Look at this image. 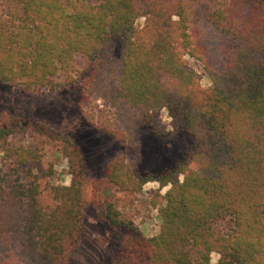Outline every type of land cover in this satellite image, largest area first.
I'll use <instances>...</instances> for the list:
<instances>
[{
    "label": "trees",
    "instance_id": "16d2710c",
    "mask_svg": "<svg viewBox=\"0 0 264 264\" xmlns=\"http://www.w3.org/2000/svg\"><path fill=\"white\" fill-rule=\"evenodd\" d=\"M195 8L231 41L221 71L209 67ZM139 17L146 24L137 29ZM185 56L204 64L209 87ZM79 58L88 67L82 99L94 94L111 104L126 131L141 124L157 131L166 109L174 131L192 142L155 178L170 185L155 235H141L108 205L110 224L133 232L117 264H211L212 252L216 264H264V0H0V81L27 88L53 86L59 75L71 81ZM65 155L71 183L51 186V207L39 205L37 184L8 189L0 176V240L18 212L28 264H71L78 247L84 171L71 141ZM123 162L107 165L110 182L139 188L150 180L122 173Z\"/></svg>",
    "mask_w": 264,
    "mask_h": 264
},
{
    "label": "rangeland",
    "instance_id": "374dc122",
    "mask_svg": "<svg viewBox=\"0 0 264 264\" xmlns=\"http://www.w3.org/2000/svg\"><path fill=\"white\" fill-rule=\"evenodd\" d=\"M194 23L200 31L209 67L221 71V51L229 50L231 41L197 8ZM145 24L146 18L139 17L135 28ZM118 53L116 41L112 54ZM185 58L200 74L201 85L209 87L210 77L204 64L190 56ZM78 63L80 75H74L71 81L59 75L53 86L27 88L23 83L0 81V130L4 128L9 133L0 137V176L8 189L17 183L37 184L39 205L51 207V186L71 183L65 140L74 143L82 158L84 186L81 236L78 247L70 253L71 264H117L121 244L133 232L124 225L110 224L108 205L113 206L123 223L133 225L141 235H155L161 224L159 208L165 204L164 195L170 188L169 184L160 186L155 178L171 169L192 142L185 133L174 131L166 109L159 113L157 131L146 124L126 131L111 104L94 94L82 99L80 87L88 67L83 59L79 58ZM121 159L122 173L128 172L133 178L148 176L150 180L139 188H120L110 182L106 167ZM7 223L0 240V264H28L20 245V214L12 213ZM217 260L218 254L212 252L211 264Z\"/></svg>",
    "mask_w": 264,
    "mask_h": 264
}]
</instances>
